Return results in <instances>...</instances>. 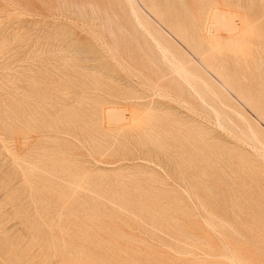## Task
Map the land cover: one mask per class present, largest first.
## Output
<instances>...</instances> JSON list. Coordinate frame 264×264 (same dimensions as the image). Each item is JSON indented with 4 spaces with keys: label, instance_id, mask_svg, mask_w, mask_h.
Masks as SVG:
<instances>
[{
    "label": "rangeland",
    "instance_id": "rangeland-1",
    "mask_svg": "<svg viewBox=\"0 0 264 264\" xmlns=\"http://www.w3.org/2000/svg\"><path fill=\"white\" fill-rule=\"evenodd\" d=\"M127 3L0 0V264H264V0Z\"/></svg>",
    "mask_w": 264,
    "mask_h": 264
},
{
    "label": "bare ground",
    "instance_id": "bare-ground-1",
    "mask_svg": "<svg viewBox=\"0 0 264 264\" xmlns=\"http://www.w3.org/2000/svg\"><path fill=\"white\" fill-rule=\"evenodd\" d=\"M133 4V0H128V3L127 4H131V3ZM165 2V1H164ZM59 4V3H58ZM90 10H91V12H93V13H96L97 12V9L99 8V9H101L100 7H98V5L96 6L95 5V7H97V8H95L94 7V4H97V3H94L93 5H92V3L90 2ZM76 6V5H75ZM202 6V5H201ZM130 8H131V14H132V16H133V18H134V20H135V22L139 25V27L140 28H142L144 31H146L147 33H148V35L151 37V39L153 40V42L155 43V45H156V47L158 48V50L160 51V53H161V55H162V58L164 59V61L166 62V64L169 66V69H171V71H172V73H174L175 75H177V76H179V78H181V79H183L184 80V82L187 84V86L189 85V86H191V88H194V84H193V79H195V75L193 74V73H191V71L188 69V67H187V65H186V63H185V61H184V59L182 58V56L181 55H183V54H181V55H179L178 53H175V52H173L172 50H171V48L169 47V41H168V39L160 32V31H158V30H156V29H154V28H150V27H148L146 24H148V22L147 21H145V22H143L141 19H140V17H139V13L137 12V10L132 6H130ZM213 9V8H212ZM211 9V10H212ZM99 12H100V10H99ZM211 12V11H210ZM216 13H214V16H216V18L217 19H215V17L213 18V20L215 19V21L217 22L218 21V23H216L217 25L219 24V26H218V28L221 26V28H223V29H225V31L227 30L230 34H231V36H230V40H233V38L235 37V35L239 32V30H240V26H241V24L243 25V24H245L246 25V27H248L247 25V23L243 20L242 22H241V24H239V22L237 21V19H236V17L237 16H239L236 12H234V11H232V10H228V11H222V12H220V11H215ZM100 14V13H99ZM213 14V13H212ZM208 18H210V17H208ZM103 19V18H102ZM106 19H109V21L111 20L110 18H107L106 17ZM59 20V19H58ZM209 22V21H208ZM207 22V23H208ZM81 23V22H80ZM206 23V24H207ZM76 24H77V22H76ZM118 24V23H117ZM102 25V24H101ZM119 25V24H118ZM108 27H106V31L105 32H107V34L110 36V38L112 39V43L116 46V48H117V50H120L121 51V42L119 41L120 40V35H119V33H118V35H119V37L120 38H117V32H116V34L114 33V31L112 30V28H111V26L109 27V25H107ZM207 26V25H206ZM120 27V25L118 26V28ZM211 27V26H210ZM118 28L116 29V27L114 28V29H116V30H118ZM176 28V27H175ZM174 28V29H175ZM220 28V29H221ZM120 30H123L124 28H122V26L119 28ZM217 29V28H216ZM119 30V31H120ZM205 30H206V28H205ZM218 30V29H217ZM125 31V30H124ZM127 31V30H126ZM125 31V32H126ZM176 30H174V32H175ZM204 31V30H203ZM226 31V32H227ZM123 31H121L120 32V34L122 33ZM246 31L244 30V29H242L241 31H240V33L241 34H244ZM204 33H205V31H204ZM203 33V34H204ZM126 34H129V32L128 33H126ZM176 34H177V32H176ZM94 35H95V32H94ZM108 35H107V37H108ZM123 35H124V33H123ZM180 35V34H179ZM129 36H130V34H129ZM124 37H125V35L122 37L123 38V41H125V39H124ZM205 40L208 42V44H210V45H212V46H215V45H218L221 41H220V37L218 36V35H216V34H214V33H212V32H208L205 36ZM121 38V39H122ZM100 39V38H99ZM108 39V38H107ZM109 41H110V39H108ZM132 40V39H131ZM100 41V40H99ZM202 44V42L200 41V45ZM103 45V44H102ZM139 45V44H138ZM102 47V46H101ZM124 47V46H123ZM177 47V46H176ZM217 48V47H216ZM124 49H125V47H124ZM123 49V50H124ZM214 49V48H213ZM106 50V49H105ZM104 50V51H105ZM110 50V49H109ZM109 50H107V51H109ZM122 50V51H123ZM126 50V49H125ZM124 50V51H125ZM210 50V49H209ZM103 51V50H102ZM111 51V50H110ZM123 51V55H126L125 54V52ZM127 51V50H126ZM212 51V50H211ZM106 53V52H105ZM111 53V55H112V52H110ZM118 55L119 54H122V52L120 53L119 51L118 52H116ZM117 54L115 55V56H117ZM129 54V53H128ZM199 55V54H198ZM128 56V59L130 60V58L129 57H131L130 56V54L129 55H127ZM259 56V55H258ZM113 58H114V55L112 56ZM125 57V56H124ZM147 57H149V56H147ZM197 57V56H196ZM202 57V56H201ZM260 57V56H259ZM115 59V58H114ZM193 59V58H192ZM197 59V58H196ZM201 59V58H200ZM260 59V58H259ZM123 60V59H122ZM187 60V59H186ZM199 60V59H198ZM154 61V60H153ZM150 62H152V61H150ZM190 62V61H189ZM193 62V61H192ZM191 63V62H190ZM118 64H120V63H118ZM153 64H155L154 62H153ZM208 64V63H207ZM215 64V63H214ZM223 64V63H222ZM258 64V63H257ZM263 64V63H262ZM122 65V64H121ZM213 65V64H212ZM204 66V65H203ZM216 66V65H215ZM125 68H128V69H130L131 68V66L130 65H125L124 66ZM202 67V66H201ZM222 67V66H221ZM225 68V67H224ZM123 69V68H122ZM210 70V69H209ZM217 70V69H216ZM218 70H220V69H218ZM259 70V69H258ZM261 70V69H260ZM126 71V70H125ZM128 72H129V70H128ZM211 72V71H210ZM134 76V75H133ZM207 76V75H206ZM166 78V77H165ZM160 80L161 79H158V81L160 82ZM159 82H156L155 83V88H159L160 87V84H159ZM222 85V84H221ZM188 86V87H189ZM207 86V85H206ZM147 88H149V87H147ZM151 88V87H150ZM207 88V87H206ZM148 90V89H147ZM192 90V89H191ZM180 91V90H179ZM192 91H194L195 92V90H192ZM210 91V90H209ZM161 92V91H160ZM181 92V91H180ZM189 92V91H188ZM179 93V92H178ZM196 93V92H195ZM154 94V93H153ZM190 94V93H189ZM197 94H201L200 92H198L197 91ZM171 95V94H170ZM196 95V94H195ZM162 96H163V94H162ZM169 96V95H168ZM190 96V95H189ZM198 96V95H197ZM200 97V96H199ZM69 98V97H68ZM166 98H168L167 96H166ZM171 98V97H170ZM175 99H176V97H175ZM174 99V100H175ZM200 99H201V97H200ZM70 100V99H69ZM123 101V100H122ZM220 101V100H219ZM184 103V102H183ZM186 104V103H185ZM207 105V104H206ZM186 106V105H185ZM188 106V105H187ZM224 106V105H223ZM210 107V106H209ZM228 108V107H227ZM53 109V108H52ZM110 111V110H109ZM215 111V110H214ZM213 111V112H214ZM111 112V115H112V117H114V118H117V119H123L124 117H123V115L120 113V111H118V110H112V111H110ZM215 113H217V112H215ZM49 114V113H48ZM202 114V113H201ZM218 114V113H217ZM239 114V113H238ZM216 115V114H215ZM206 117V116H205ZM208 117V116H207ZM217 117H219V116H217ZM217 117H215V118H217ZM242 117V116H241ZM113 119V118H112ZM116 119V120H117ZM115 120V119H114ZM218 122H219V120H218ZM67 124V123H66ZM219 124V123H218ZM220 127V126H219ZM249 127V126H248ZM226 130V129H225ZM232 134V133H231ZM153 136V135H152ZM1 141V140H0ZM3 143H5V142H3ZM257 148V147H256ZM258 149V148H257ZM256 150V149H255ZM262 150V149H261ZM260 150V151H261ZM260 151H258V152H260ZM258 155V154H257ZM263 156V155H262ZM264 158V157H263ZM242 202V201H241ZM201 205V204H200ZM202 207V206H201ZM232 207H233V205H232ZM234 208V207H233ZM239 209V208H238ZM233 212V211H232ZM207 215H208V213H207ZM204 224H205V222H204ZM207 224V223H206ZM208 226V225H207ZM209 227V226H208ZM212 228V227H211ZM233 230V229H232ZM248 231V230H247ZM180 255V254H179ZM232 255V254H231ZM231 259V258H230ZM236 261V260H235ZM237 262V261H236ZM234 264H235V262H234ZM242 264V263H241Z\"/></svg>",
    "mask_w": 264,
    "mask_h": 264
}]
</instances>
